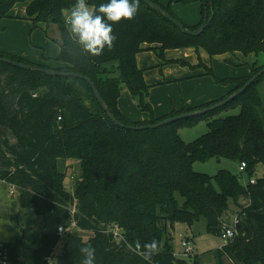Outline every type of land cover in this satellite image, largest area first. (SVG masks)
I'll list each match as a JSON object with an SVG mask.
<instances>
[{
	"label": "trees",
	"instance_id": "1",
	"mask_svg": "<svg viewBox=\"0 0 264 264\" xmlns=\"http://www.w3.org/2000/svg\"><path fill=\"white\" fill-rule=\"evenodd\" d=\"M18 1L1 0L0 18ZM152 1L192 30L203 23L205 10L213 16L198 35H187L139 0L133 20L113 25L117 37L113 48L92 57L65 29L63 10L70 9L74 0H31L25 12L33 24L41 21L58 28L59 53L53 61L61 65L34 63L0 50L1 57L14 61L88 76L120 123L107 116L87 81L0 61V182L14 188L20 208H31L37 215L52 212L57 225L73 220L80 231L93 233L84 240L78 234L61 237L47 232L35 245H28L23 236L0 241V264H49L60 241L61 252L50 264H81L79 249L87 243L96 249L95 264H189L176 258L169 240H164L168 228L176 222L191 225L205 218L208 230L220 235L229 198L238 208L235 235L218 248L220 264L223 257L232 264H264V176L244 185L230 170L209 175L192 167L194 161L227 158L238 165L245 162V170L239 172L250 177L258 165L264 166V102L259 91L264 74L213 110L156 128L127 127L213 105L264 67L262 62L256 68L255 60L247 76L217 78L233 86L215 102L154 117L147 100L150 87L136 64V54L150 49L161 58L165 48L181 47L203 49L212 56L227 52L264 55V0H212V6L209 0ZM106 2L88 0L93 7ZM176 2L199 3L201 20L194 25L183 23L172 10ZM123 84L138 98L139 109L150 114L148 120L134 122L120 112L117 101ZM229 107H238V113L219 116ZM202 120L207 132L190 142L180 139L179 128ZM58 159L79 161L81 174L71 191L64 186L66 173L58 169ZM176 194L183 198L181 205ZM240 197L247 203L240 205ZM115 227L122 235L120 241L113 236ZM153 238L159 250L149 262L144 259V245ZM190 261L201 264L197 254Z\"/></svg>",
	"mask_w": 264,
	"mask_h": 264
},
{
	"label": "rangeland",
	"instance_id": "2",
	"mask_svg": "<svg viewBox=\"0 0 264 264\" xmlns=\"http://www.w3.org/2000/svg\"><path fill=\"white\" fill-rule=\"evenodd\" d=\"M31 0L15 2L8 10L7 16L0 18V45L3 50L27 56L35 61L42 60L45 56H56L59 47L55 41L58 37V28L53 23L38 22L33 24L25 13V8ZM167 4L169 0H159ZM71 9V8H70ZM70 9H64L66 17ZM172 10L176 16L187 25H194L201 20L199 3L172 4ZM9 15V16H8ZM12 15V17H10ZM136 64L143 69L144 79L149 85L147 96L152 106L154 117L169 114L172 110H180L182 107H199L210 102L217 101L226 95L232 88L231 82H220L218 79H234L248 75L251 65L256 60V68L264 62V55H244L241 52H227L220 55H209L203 49L196 50L193 47L165 48L164 58L159 57L155 50L138 52ZM136 54V56H137ZM184 62V63H182ZM51 65H61L51 61ZM259 91L264 102V82L259 86ZM117 106L121 113L134 122L148 120L150 114L138 107V98L133 97L123 84ZM205 108V107H204ZM238 107H229L219 113L226 116L238 113ZM182 112V113H188ZM180 113V114H182ZM207 132L206 121L202 120L192 126L178 129V135L184 142H190ZM57 167L65 172L64 186L68 191L73 188V182L80 176L79 161L71 159H58ZM192 167L197 172L214 175L220 169H227L238 174L241 183L249 182V178L257 179L264 176V166L258 165L253 174L248 177L238 171V163L231 159L210 158L205 161H194ZM13 188L4 182H0V241H13L23 236L28 245H35L43 233H55L58 226L52 212L37 215L31 208H20L17 203V194L11 193ZM179 204L183 198L175 195ZM239 204L247 203L245 197L239 198ZM229 210L224 219V225L232 228L235 225L237 206L234 201L228 199ZM67 233L78 234L86 240L93 235L90 231H80L76 227L64 226ZM168 239L172 246L174 256L184 259L191 264L190 257L197 254L201 264H220L217 253L225 242L217 233L208 230L205 218L194 221L191 225L176 222L173 228H168L164 240ZM187 241L192 252L185 253L182 241ZM62 242L53 250L49 259L55 262L61 252ZM223 264L227 262L222 258Z\"/></svg>",
	"mask_w": 264,
	"mask_h": 264
},
{
	"label": "clouds",
	"instance_id": "3",
	"mask_svg": "<svg viewBox=\"0 0 264 264\" xmlns=\"http://www.w3.org/2000/svg\"><path fill=\"white\" fill-rule=\"evenodd\" d=\"M139 11V0H107L93 7L88 0H74L65 17V29L83 51L92 57L104 54L105 48L111 50L117 37L113 25L122 20H133ZM145 260L151 261L158 248V241L153 238L144 245ZM83 257L81 264H95L96 249L87 243L80 247ZM51 259H49L50 264Z\"/></svg>",
	"mask_w": 264,
	"mask_h": 264
},
{
	"label": "water",
	"instance_id": "4",
	"mask_svg": "<svg viewBox=\"0 0 264 264\" xmlns=\"http://www.w3.org/2000/svg\"><path fill=\"white\" fill-rule=\"evenodd\" d=\"M210 4L212 6V0H209ZM143 2L149 6L152 9H155L157 11H159L166 19H168L169 21H171L180 31H182L183 33L187 34V35H198L205 27L206 25L209 23V21L211 20L213 14H211L210 16H208V12L205 10L204 13V18H203V23L196 29L192 30L189 29L187 27H185L179 20H177L174 16H172L167 10H165L160 4L155 3L152 0H143ZM1 3V0H0ZM0 61L2 62H6V63H11L12 65H15L17 67L23 68V69H27V70H34V71H40L43 73H46L47 75H51V76H64V77H74V78H80L83 79L85 81L88 82L90 88L92 89L94 96L96 97V99L98 100L99 104L101 105L102 109L105 111V113L107 114V116L113 120L114 122H116L117 124H120L113 116V114L108 110L103 98L101 97V95L99 94L98 90L96 89L94 83L92 82V80L85 75H82L80 73H76V72H67L64 70H57V69H51V68H42L33 64H27L24 62H18V61H14L11 60L9 58L6 57H1L0 56ZM264 74V67H262L259 71H257V73H255L253 76H251L243 86H241L240 88H238L236 91H234L233 93H231L230 95H228L226 98H224L223 100L210 105L208 107L202 108V109H198L196 111H191L188 113H182V114H178L176 116L173 117H168L165 118L159 122L153 123V124H144V125H129L127 126L128 128L131 129H136V130H140V129H147V128H156L164 123L173 121V120H177L183 117H187V116H191V115H195V114H200L203 112H207L209 110H213L223 104H225L226 102L230 101L231 99H233L234 97H236L237 95L241 94L243 91H245L248 86H250V84L260 75Z\"/></svg>",
	"mask_w": 264,
	"mask_h": 264
},
{
	"label": "built area",
	"instance_id": "5",
	"mask_svg": "<svg viewBox=\"0 0 264 264\" xmlns=\"http://www.w3.org/2000/svg\"><path fill=\"white\" fill-rule=\"evenodd\" d=\"M245 168H246V164H245V162H241V163H239V165H238V171L243 172V171L245 170ZM249 182H250V183H254V182H255V179H254V178H250V179H249ZM12 188H13V187H12ZM10 192L13 193V192H14V188H13V190L11 189ZM234 221H235V220H234ZM69 226L76 227L75 221H73V220L69 221ZM65 232H66V228H65L63 225H58V226L56 227V234H58V235L61 236V235H63ZM234 235H235V229H234V227L229 228V227H227V226H225V225H223V226L221 227L220 236H221V238L224 240L225 243H226L227 241H230V240L234 237ZM113 236H114L118 241L122 240V235H121V233L118 231V228H117V227H115V229H114V231H113ZM182 246L185 247V253H186V254H189V253L192 252V248L189 246V243H188L186 240H185V241H182Z\"/></svg>",
	"mask_w": 264,
	"mask_h": 264
},
{
	"label": "crops",
	"instance_id": "6",
	"mask_svg": "<svg viewBox=\"0 0 264 264\" xmlns=\"http://www.w3.org/2000/svg\"><path fill=\"white\" fill-rule=\"evenodd\" d=\"M26 9V8H25ZM26 13V12H25ZM9 16V15H8ZM10 17H12V15L10 16ZM58 30V29H57ZM58 37L56 38V40H58L59 39V31H58V35H57ZM1 37V36H0ZM3 46H1L0 45V50H2V51H5V52H9V51H6V50H3V48H2ZM145 51V50H144ZM9 53H12V52H9ZM13 54H15V53H13ZM21 55H22V53H20ZM15 55H17V56H19V57H21V58H23V59H25V60H28V61H30V62H34V63H43V62H46L47 64H49V65H51L50 63H51V61H53V58H55L56 56H46L47 58H50L51 60H44L46 57L44 56L43 57V59L42 60H39V61H35L34 59H30V58H27V56H21V55H18V54H15ZM138 55L139 54H137V56H136V58H138ZM54 62V61H53ZM51 66H56V65H51ZM262 177V176H261ZM223 259L227 262V264H232V262L229 260V259H227L226 257H223Z\"/></svg>",
	"mask_w": 264,
	"mask_h": 264
}]
</instances>
